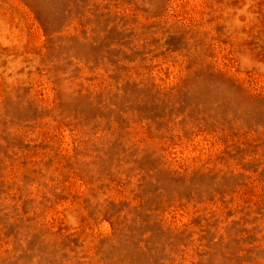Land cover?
I'll return each mask as SVG.
<instances>
[{"label": "rangeland", "instance_id": "rangeland-1", "mask_svg": "<svg viewBox=\"0 0 264 264\" xmlns=\"http://www.w3.org/2000/svg\"><path fill=\"white\" fill-rule=\"evenodd\" d=\"M0 264H264V0H0Z\"/></svg>", "mask_w": 264, "mask_h": 264}]
</instances>
